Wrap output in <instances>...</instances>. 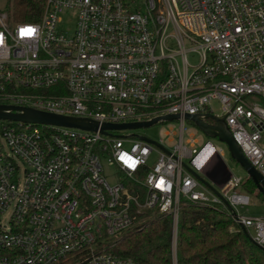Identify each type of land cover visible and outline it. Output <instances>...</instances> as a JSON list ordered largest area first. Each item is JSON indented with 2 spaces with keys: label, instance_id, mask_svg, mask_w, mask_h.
<instances>
[{
  "label": "built area",
  "instance_id": "2783aa9c",
  "mask_svg": "<svg viewBox=\"0 0 264 264\" xmlns=\"http://www.w3.org/2000/svg\"><path fill=\"white\" fill-rule=\"evenodd\" d=\"M0 105L99 125L0 117V264H148L120 254L119 238L145 208L176 229L183 197L228 209L264 248V216L237 209L251 202L243 178L222 192L230 210L183 164L219 151L184 142L186 114L212 113L264 175V0H46L36 20L0 10ZM170 113L174 149L101 129Z\"/></svg>",
  "mask_w": 264,
  "mask_h": 264
},
{
  "label": "trees",
  "instance_id": "16d2710c",
  "mask_svg": "<svg viewBox=\"0 0 264 264\" xmlns=\"http://www.w3.org/2000/svg\"><path fill=\"white\" fill-rule=\"evenodd\" d=\"M45 3L46 0H6L2 11L11 20H36ZM249 181V191L262 195L251 177L245 184ZM181 202L177 264H262L264 248L247 237L228 209L184 197ZM173 228L171 213L145 208L119 238L116 250L148 264H175Z\"/></svg>",
  "mask_w": 264,
  "mask_h": 264
},
{
  "label": "water",
  "instance_id": "95a60500",
  "mask_svg": "<svg viewBox=\"0 0 264 264\" xmlns=\"http://www.w3.org/2000/svg\"><path fill=\"white\" fill-rule=\"evenodd\" d=\"M20 107L14 105H0V117H11V118H20L24 120L40 121V122H53L64 124L68 126L82 127L86 129H98V122L92 119L60 115L51 112L41 111L29 107H22L23 111L15 112L13 109H19ZM187 118L195 121L205 132L212 136L218 137L221 141L225 142L228 146L232 158L242 165L247 171L249 177L255 182L258 190L264 196V175L256 168V166L250 161V159L245 155L240 144L234 138L226 120L224 117H218L212 113H206L205 116H201L198 113H187ZM178 113H170L165 115H159L149 120L142 121H132V122H123V123H104L101 127L103 131L107 128H137L141 126H150L156 122L164 121L168 119L178 118ZM206 117V118H205ZM207 118L214 119V122L206 120ZM143 138L156 142V140L142 135ZM163 148L169 152V150L163 146ZM207 162H210L214 165V169L218 175V185H224V183L230 178L231 171L228 164L222 159L219 151H215ZM206 162V163H207ZM205 163V164H206ZM183 164L187 169L193 173L199 180H201L207 187L212 191L218 194L227 205L230 210H233V206L229 200L224 196V194L209 180L204 178L199 170L195 169L187 162L183 161ZM204 164V165H205ZM203 165V166H204ZM202 166V167H203ZM202 169V168H201ZM235 213V212H234ZM243 227V226H242ZM245 234L253 242L256 243L254 238L251 236L249 231L245 228ZM257 244V243H256Z\"/></svg>",
  "mask_w": 264,
  "mask_h": 264
},
{
  "label": "rangeland",
  "instance_id": "374dc122",
  "mask_svg": "<svg viewBox=\"0 0 264 264\" xmlns=\"http://www.w3.org/2000/svg\"><path fill=\"white\" fill-rule=\"evenodd\" d=\"M6 4V0H0V10L4 8ZM191 60H195L194 56L190 57ZM215 112L221 113L218 104L215 103ZM185 133H184V142L188 145V139L196 138L197 143L195 147H201L208 139H211L213 143L219 150V154L221 155L222 159L228 164L231 176L230 178L224 183V185H218V175L216 170L214 169V165L210 162H207L202 169L199 170L200 174L212 182L221 192L225 191L228 187L229 181L231 177L237 176L243 178V183L241 186L238 187V191L241 192H248L251 196V202L247 205H238L237 209L238 212L241 214L249 215V216H264V196L261 194H257L256 191H249L247 186H250L251 182L245 181L249 179V175L245 168L236 162L228 149V146L225 142L221 141L218 137L212 136L205 132L195 121L190 118H186L185 120ZM174 129V133H168L169 130ZM134 131L147 135L155 140H163V142L171 149H174L176 144L179 142L180 138V120L173 119V120H166V121H159L150 126H141L134 129ZM186 161H190L189 158H185ZM105 172L108 173L109 180L114 182L115 178L112 176L111 168H109L108 164L105 165ZM247 185V186H246ZM182 204V202H181ZM180 217V213H179ZM179 217H178V224L176 229H174V235L178 239V227H179ZM233 230V229H232ZM253 233V231L250 230ZM258 255V257H262L259 252H254ZM174 263L177 264V256H176V248H174ZM262 264H264V258L262 257Z\"/></svg>",
  "mask_w": 264,
  "mask_h": 264
},
{
  "label": "bare ground",
  "instance_id": "6f19581e",
  "mask_svg": "<svg viewBox=\"0 0 264 264\" xmlns=\"http://www.w3.org/2000/svg\"><path fill=\"white\" fill-rule=\"evenodd\" d=\"M214 150L215 149L212 146H210V148L206 150L205 154L202 156L200 160V164H202V162L205 161L214 152Z\"/></svg>",
  "mask_w": 264,
  "mask_h": 264
},
{
  "label": "flooded vegetation",
  "instance_id": "af4514ba",
  "mask_svg": "<svg viewBox=\"0 0 264 264\" xmlns=\"http://www.w3.org/2000/svg\"><path fill=\"white\" fill-rule=\"evenodd\" d=\"M206 120L214 122V119H211V118H207Z\"/></svg>",
  "mask_w": 264,
  "mask_h": 264
},
{
  "label": "snow or ice",
  "instance_id": "6c2138e0",
  "mask_svg": "<svg viewBox=\"0 0 264 264\" xmlns=\"http://www.w3.org/2000/svg\"><path fill=\"white\" fill-rule=\"evenodd\" d=\"M23 31V30H22ZM29 32H31L32 30H28Z\"/></svg>",
  "mask_w": 264,
  "mask_h": 264
}]
</instances>
